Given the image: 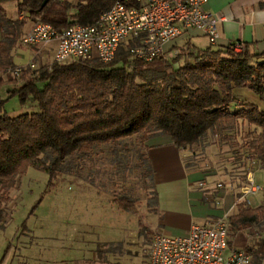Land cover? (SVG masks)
<instances>
[{"label": "trees", "instance_id": "16d2710c", "mask_svg": "<svg viewBox=\"0 0 264 264\" xmlns=\"http://www.w3.org/2000/svg\"><path fill=\"white\" fill-rule=\"evenodd\" d=\"M8 1L0 0V229L5 227L9 192L27 168L45 172L54 185L62 174H79L103 146L114 154L138 146L136 160L152 180L145 152L150 137L169 135L178 149H191L209 135L225 142L241 135V156L264 167V108L234 104L236 88L249 89L264 101V52L247 46L240 52L229 45L198 47L185 40L175 45L171 59L163 55L145 62L120 46L108 62L51 60L31 69L13 60L27 20L61 31L70 24L94 22L114 0H14L17 13H26L22 19L8 14ZM18 67L22 70L16 75ZM11 98L29 111L9 114L5 105ZM247 176L245 171L234 188L244 186ZM235 195L239 198L240 191ZM119 205L130 210L133 199L123 195ZM235 206L229 232L264 225V196L256 207L244 201ZM244 250L260 264L264 236Z\"/></svg>", "mask_w": 264, "mask_h": 264}, {"label": "rangeland", "instance_id": "374dc122", "mask_svg": "<svg viewBox=\"0 0 264 264\" xmlns=\"http://www.w3.org/2000/svg\"><path fill=\"white\" fill-rule=\"evenodd\" d=\"M5 7L10 16L18 18L14 0L8 1ZM183 41L178 40L176 45ZM171 47L173 49L165 54L168 59L177 52L175 45ZM55 48L56 41L46 44L44 57L37 65L49 63ZM32 52L33 48L17 43L13 56H18L19 64L16 65H28ZM25 57L26 62L22 64ZM3 93L0 88V96ZM235 97V105L242 102L264 105V101L246 88H236ZM5 110L15 115L29 108L11 98ZM240 136L225 142L209 135L200 144L185 149L183 159L190 167L215 174V179L233 188L245 171L253 172L260 166L257 160L242 157ZM135 149H139L138 146L126 153L114 154L109 146H103L95 151L94 161H88L79 174H62L54 185L48 184L45 172L27 168L17 187L9 192L5 227L0 229V264H102L106 258L121 257L132 264H141L144 242L139 245L137 255L128 257L126 253L134 251L135 241L143 236L141 226L133 224L137 221L141 224L145 218L153 192L151 180L144 176L143 167L136 160ZM123 195L133 199L130 210L119 205ZM254 197L250 199L256 204L258 201ZM261 236H264L263 224L236 235L229 232V243L231 247L244 249L245 245H255ZM120 237L128 243L120 246L115 242ZM251 258L252 264L256 263ZM259 263L264 264V259Z\"/></svg>", "mask_w": 264, "mask_h": 264}, {"label": "built area", "instance_id": "2783aa9c", "mask_svg": "<svg viewBox=\"0 0 264 264\" xmlns=\"http://www.w3.org/2000/svg\"><path fill=\"white\" fill-rule=\"evenodd\" d=\"M208 1L114 0L90 24H70L58 31L48 23L35 20L20 42L33 48V58L27 65L31 69L44 57V46L53 41L56 48L52 60L59 63L78 58L108 62L120 46H125L132 57L149 62L165 55V45L191 29L206 36L209 44L217 43L218 18L206 10ZM25 16L21 11L18 19ZM229 46L240 52L246 44L234 41ZM21 70L18 67L13 73L17 75ZM262 190V185L249 174L247 183L240 188L239 200L249 204V196ZM228 239L226 214L210 224L193 225L184 235L169 236L155 231L144 264H251V255L242 248L231 247Z\"/></svg>", "mask_w": 264, "mask_h": 264}, {"label": "crops", "instance_id": "0c3cea01", "mask_svg": "<svg viewBox=\"0 0 264 264\" xmlns=\"http://www.w3.org/2000/svg\"><path fill=\"white\" fill-rule=\"evenodd\" d=\"M205 8L218 18V39L215 45L228 46L231 42L242 41L253 52H264V0H209ZM31 24L32 21H26L23 34ZM180 39L188 40L198 47H205L209 44L206 36L191 29L183 37L167 43L165 45L167 52ZM201 39H204L205 43H202ZM31 54L30 61L33 52ZM26 57L22 64H25ZM13 60L19 64L18 56L13 57ZM257 105L264 108L261 103ZM145 146V152L153 170L151 180L153 197L151 204L147 206L145 218L141 224L140 221L133 222L134 227L141 226L143 236L140 241H135V250L126 253L128 257L137 255L139 245L144 242L145 244L142 245L144 250L141 253L144 258L141 264H144L150 237L155 231H162L169 236L184 235L193 225L210 224L224 214L228 217L234 214L235 205L237 201H240L235 195L240 188L235 191L233 185L231 188V185L225 181L215 179V174L198 167L187 166L183 159L185 149H178L169 135L152 136L146 140ZM249 174L253 176L256 183L263 187L262 191L257 192L260 193L257 198L254 197L257 193L249 196V205L256 207L263 201L264 167L259 166L253 172H248ZM251 196L258 201L256 204L251 202ZM115 242L120 246L128 243H124L121 237ZM123 258H106L102 264H132V261L127 262L128 260Z\"/></svg>", "mask_w": 264, "mask_h": 264}]
</instances>
